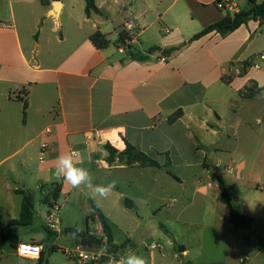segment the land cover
I'll list each match as a JSON object with an SVG mask.
<instances>
[{"label":"crops","instance_id":"0c3cea01","mask_svg":"<svg viewBox=\"0 0 264 264\" xmlns=\"http://www.w3.org/2000/svg\"><path fill=\"white\" fill-rule=\"evenodd\" d=\"M167 1L160 0L155 7H163ZM216 1L184 0L183 11L170 13L171 5L154 18L149 0L144 2L147 7L145 12L131 11L124 16L120 12L111 13L114 4H120L121 0H95L100 13H92L90 17L86 15V3L84 6L81 3L75 12L72 0H9L10 12L0 14V234L6 232L17 241V246L13 247L17 257L28 259L18 255L19 244L38 242L34 238L26 241L19 236V230L12 234L6 229L11 220L20 218L22 196L16 191L24 190L35 195L32 192L35 188L44 197L58 185L61 188L59 198L65 195L69 200L78 192L52 176L58 155L76 152L83 166L95 161L101 163L104 169H112L114 165L123 168L127 165L118 161L112 165L107 162L109 154L106 145L110 144L121 152L129 142L162 165L168 161L169 155L171 166L172 157L179 152V147L191 148L192 140H203V133L208 134L205 135L208 140L226 129L229 120L221 113L220 107L226 101L229 90L238 93L243 103L264 94V75L250 77V69L259 71L264 64V59H260L264 54V23L260 25L259 21L250 20L225 37L214 31L190 41L194 35L230 13L218 9ZM235 1L237 13L251 8L248 0L244 7H240L239 0ZM56 2H60L58 10ZM263 2L257 0L259 4ZM14 3L18 4L19 24ZM133 7L130 3V8ZM169 13L172 18L167 17ZM129 22L139 34L138 42L130 52L120 54L117 51L120 33L125 32V25ZM98 30L107 37L110 45V39L116 37V50H110V46L99 50L93 45L90 37ZM230 37H235L234 41L228 42ZM246 43L245 52L248 55L233 59L234 50H239ZM173 47L180 49L170 55L163 54V50ZM152 48L158 50L151 52ZM137 54L145 58L133 59L132 56ZM162 57L167 60L161 62ZM242 62L251 63V68L245 75H238L232 65ZM255 64L259 68H255ZM23 98L28 101L26 116L23 113ZM178 110H182L183 116L170 123V117ZM258 120L262 124L264 117ZM95 130L101 131V139L88 140ZM220 137L224 136L220 134ZM43 143H48L50 150L41 162L39 157ZM35 152L38 154V168L31 163ZM207 159L206 156L203 167L213 172L216 179L215 186L212 183L207 186L215 191L213 196L222 203V208L218 207L212 213L208 206V213L204 216L205 219L213 217L215 222H222L229 235L228 250L221 262H212L210 257L198 254L189 264H241L243 258H248L250 264H264L262 261L259 263L257 257L250 258L246 253L240 255L236 236L241 229L230 222V209L220 200L221 191L216 176L223 180L233 209L255 220L252 229L257 222L264 223V196L257 198L254 195L264 190V181H260L261 177L246 179L245 161L236 167L237 174L228 171L229 176L224 177L216 173ZM169 167L142 168L165 170L182 183V179ZM203 183L204 178L200 176L197 195L206 200L212 192L206 191ZM46 189L51 191L47 193ZM229 190L233 191L232 197ZM143 191L147 198L152 194L161 197L156 187L145 186ZM18 196L21 197L20 213L15 219L11 209L13 202L16 203L14 197ZM128 200L135 208L136 202ZM160 200L163 202L162 197ZM170 200L169 204L162 205L157 216L177 202L175 197ZM91 201L104 213L112 228L106 203L97 198ZM147 206L150 207V204ZM16 208L18 205H15ZM174 222L178 223L179 217ZM92 223L97 230H102L98 217L92 218ZM88 228L96 234L91 227ZM166 232L177 238L174 229H166ZM182 245L185 247L181 256L184 260L190 257L191 250ZM261 247L263 249L259 254L264 252V237ZM55 248L57 250L60 246ZM43 251V262L40 259L28 260L50 264L49 259L45 262V247ZM103 255L109 256V252Z\"/></svg>","mask_w":264,"mask_h":264},{"label":"rangeland","instance_id":"374dc122","mask_svg":"<svg viewBox=\"0 0 264 264\" xmlns=\"http://www.w3.org/2000/svg\"><path fill=\"white\" fill-rule=\"evenodd\" d=\"M159 1L149 0V7H152L154 11V18L158 16V12L165 11L171 5H173L170 9L172 14L183 11L181 9L184 0H177L176 2H174L175 0H168L163 7L156 8L155 6ZM72 2L75 6V12H77L81 3L84 6L86 0H72ZM144 2L145 0H121L120 4H114L115 7L111 13L119 14L120 12L124 16L131 11L145 12L147 7ZM130 3H133V8H130ZM239 5L240 7L246 6V0H239ZM14 11L19 24L20 13L16 3H14ZM4 12H10L9 0H2L0 14ZM170 13L167 17L171 16ZM236 13L234 10L229 14L233 16ZM63 21H65V15ZM49 22L52 24L53 21ZM111 30L113 31V28ZM234 39L235 37H230L228 42H232ZM110 40V50H116V37L113 36ZM246 46L247 43L244 47L238 48L239 50H234L233 59L246 57L248 55L245 52ZM232 66L235 67L234 72L236 74L238 71V75H245L247 70L251 68V63L242 62ZM258 74L264 75V64L259 71L250 69V77H254L253 75L257 77ZM220 111L226 120H229L226 129L219 131L224 137H220L219 134L217 137L212 136L206 140L205 135L208 134L203 133L201 142L194 139L191 148L179 147V152L173 153L172 164L168 169L180 177L182 183L168 175L165 170L128 166L121 168L119 165H114L112 169H104L101 163L95 161L84 166L90 170L94 184L106 185L113 180L116 181L115 189L106 199L97 197L107 205L106 212L111 219L114 242L119 247L116 252H109L111 260L103 264H118L120 257L128 252L142 255L147 260V264H189L193 256L198 254L210 257L212 262H221L225 259L229 235L223 229L222 222H215L213 217L205 219L204 216L208 213V206L210 212L213 213L218 207L222 208V203L213 196L215 191L207 186L208 183L215 186L216 179L213 172L204 169L203 164L207 156V161L213 164L216 173L227 177L230 174L228 171L237 174L236 167L245 161L244 174L246 179L257 180L261 177L260 181H264V121L261 124L258 120L264 117V94L253 101L243 103L238 93L229 90L228 97L224 104L222 103ZM211 143L215 145L213 146ZM31 163L37 168L40 166L37 152L31 156ZM200 176L204 178L202 187H205L206 191L212 192L206 197L208 198L206 200L201 195H197V181H199ZM145 186L152 189L158 188L157 193L161 195L163 202L157 194H152L151 197L147 198L143 191ZM46 190L47 193L51 191L50 189ZM32 192L36 196L35 217L32 225L11 228L7 226V231L14 234L19 230V236L26 241L34 238L36 242L41 243L47 250L45 262L49 259L50 264H79L69 253L76 247L75 237L66 230L74 227L86 230L91 227L92 231H95V235L101 237L100 231L97 230L95 224L92 223V217H90L93 211L90 200L95 199L90 198L85 191H78L72 200L61 195L58 206L61 207L59 220L62 232L53 235L45 226L48 207L41 203L40 199L43 195L35 188H32ZM229 194L231 197L234 195L232 190H229ZM254 195L261 198L264 196V190H259ZM174 197L177 198V202L165 208L160 216H157L162 205L169 204L170 199ZM1 198L2 196H0V200ZM126 199L136 202V207L133 209L126 207L124 203ZM14 200L16 203L13 202L14 207L11 209V214L13 218L18 219L21 197H14ZM262 200L264 199L262 198ZM148 204L150 207L147 206ZM15 205H18V208L15 209ZM204 205H206V211L203 208ZM235 205H239V203L235 202ZM176 217H179L178 223L174 222ZM161 224L165 225L164 228L161 227ZM169 228L176 231L177 238L167 234L166 229ZM0 229H2L1 226ZM236 237L240 255L246 253L250 258L257 257L259 263H261L260 261L264 263V252L259 254L263 249L261 247L264 237L263 222H257L252 230H239ZM153 244H159L161 249L152 250ZM182 244L191 250L190 257L184 260L178 248ZM56 245H59L60 248L51 251V248L56 247ZM90 252L94 253V251ZM0 260V264H37L28 259L17 257L11 242L0 248ZM99 261L90 264H99Z\"/></svg>","mask_w":264,"mask_h":264},{"label":"trees","instance_id":"16d2710c","mask_svg":"<svg viewBox=\"0 0 264 264\" xmlns=\"http://www.w3.org/2000/svg\"><path fill=\"white\" fill-rule=\"evenodd\" d=\"M251 8L249 10L245 11H239L238 13L231 16L229 13L225 16L224 19L221 21L214 23L204 30H202L200 33L194 35L190 41H195L211 32H218L222 36H227L237 30L242 25L246 24L250 20H256L259 21L260 25L264 23V2L263 3H257V0H248ZM86 15L90 17L92 13H100V10L96 6L95 0H86ZM126 38V33L121 32L120 33V40H123ZM91 42L93 45L99 49H106L110 46V41L107 39V37L98 30L90 37ZM180 49V47H173L166 50H163V54L170 55L174 51ZM158 48H152L151 52L157 51ZM132 58H145L142 54H137L132 56ZM23 101V113L26 116L27 109H28V101L26 99H22ZM183 116L182 110L176 111L171 117H170V123H174L178 119H180ZM106 149L108 151V158L107 162L112 165L116 161H118L121 165H127V166H134L138 165L141 167H154V168H164L170 166V159L169 155H167V162H165L163 165L156 159L152 158L148 154L140 151L137 149L134 145H132L129 142H126V147L123 151H118L116 148L111 146L110 144L106 145ZM217 180L219 183L220 188V200L229 206L230 209V215L229 219L230 222L237 228V229H247L251 230L253 228L255 220L252 217L243 215L239 213L237 210L233 209L231 205V199L228 195L227 189L225 187V184L221 178L218 176ZM17 194L22 196V205H21V213L20 218L18 220H11L8 223V227L13 226H19V227H27L30 226L34 220L35 216V204H36V197L33 193L24 191V190H17ZM61 192L60 186L56 185L54 187V190L51 194L44 196L41 200V203L43 205H46L47 207H53L55 204H57L59 195ZM125 204L129 208H133V203L129 201L128 199L125 200ZM92 208L94 210L93 214L90 216L92 218L98 217L104 233L107 237V243H104V241L91 233L90 229L87 228L86 230H81L77 227L69 228L66 231L70 234H72L75 237L76 244L78 245H84L89 247H97L101 248L104 246H107V251L116 252L119 247L113 244L114 236L112 228L109 224L108 219L104 215V213L100 210V208L95 204V202L91 201ZM47 229V228H46ZM77 229H79V232H77ZM48 230V229H47ZM49 231V230H48ZM50 232V231H49ZM53 234L52 232H50ZM54 235V234H53ZM8 242H11L12 247L17 246V241L12 238L8 233L3 232V234L0 236V248L4 247L5 244ZM179 251L183 253L185 251V247L183 245L178 246ZM52 251H56L55 247L51 248ZM44 251L42 252L40 260L44 261ZM45 264V263H41Z\"/></svg>","mask_w":264,"mask_h":264},{"label":"built area","instance_id":"2783aa9c","mask_svg":"<svg viewBox=\"0 0 264 264\" xmlns=\"http://www.w3.org/2000/svg\"><path fill=\"white\" fill-rule=\"evenodd\" d=\"M215 6L220 10L225 11H234L237 8L236 1L235 0H218L215 2ZM125 32H126V38L123 40H120L117 45V51L120 54H127L132 50L133 45H135L138 42L139 34L138 32L134 31V25L133 23L129 22L125 25ZM124 32V33H125ZM260 59H264V54L260 56ZM167 59L165 57L161 58V62H165ZM255 68H259L257 64L254 66ZM49 132V131H48ZM101 139V131L95 130L88 136V140H100ZM50 150V145L48 143H43L40 150V161L44 162L46 154ZM59 213H60V207L58 204H55L53 207H48V211L46 212V228L55 234H59L62 232L61 229V223L59 220ZM101 239L104 241V243H107V237L104 233V230H100ZM95 235V234H94ZM24 245H31L33 246L32 249H24L25 255L21 256L18 248L21 244L18 245L17 253L21 258H30V259H40L42 252L44 250V246L38 243H22ZM39 248V254L38 258L36 257L35 248ZM107 246L97 248V247H89L84 245H76L75 249L69 252L73 258L79 263V264H90L93 262H98L103 254L107 252L106 250ZM152 250L155 249H161V246L159 244H153L151 246ZM90 251H94V253H91ZM241 264H250V261L248 258H243L241 261Z\"/></svg>","mask_w":264,"mask_h":264},{"label":"clouds","instance_id":"9594fccd","mask_svg":"<svg viewBox=\"0 0 264 264\" xmlns=\"http://www.w3.org/2000/svg\"><path fill=\"white\" fill-rule=\"evenodd\" d=\"M52 176L57 180H63L69 184L72 189L85 191L90 198H107L116 187V181L108 184H94L93 176L88 168L82 166V161L78 158L76 152L62 153L56 157L55 165L52 170ZM79 232V229H77ZM32 249L31 245L21 244L18 251L21 256L25 255L24 249ZM38 258L39 248H35ZM118 264H147V260L142 255L135 252H128L120 257Z\"/></svg>","mask_w":264,"mask_h":264},{"label":"water","instance_id":"95a60500","mask_svg":"<svg viewBox=\"0 0 264 264\" xmlns=\"http://www.w3.org/2000/svg\"><path fill=\"white\" fill-rule=\"evenodd\" d=\"M56 10H58L59 6H60V2H56ZM111 260V257L110 256H106V255H103L101 258H100V261H99V264H103L107 261Z\"/></svg>","mask_w":264,"mask_h":264}]
</instances>
